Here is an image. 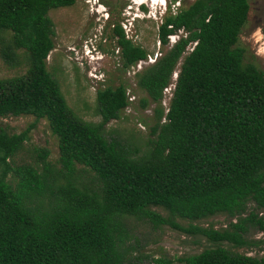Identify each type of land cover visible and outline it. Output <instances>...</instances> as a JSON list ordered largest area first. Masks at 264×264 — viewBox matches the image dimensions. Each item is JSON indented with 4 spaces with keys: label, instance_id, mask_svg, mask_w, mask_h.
Instances as JSON below:
<instances>
[{
    "label": "trees",
    "instance_id": "1",
    "mask_svg": "<svg viewBox=\"0 0 264 264\" xmlns=\"http://www.w3.org/2000/svg\"><path fill=\"white\" fill-rule=\"evenodd\" d=\"M172 1L180 8L159 28L166 49L135 74L148 97L141 107L156 105L151 135L140 145L107 134L131 104L125 83L98 90L102 120L91 123L70 107L48 68L56 48L50 11L77 0H0V55L8 67L26 66L0 78V118H35L21 133L0 127V264H134L131 218L213 243L152 264H264L236 250L253 245L252 229L264 234V71L240 46L250 1ZM115 33L125 71L149 60L123 26ZM177 70L165 113L161 101ZM41 120L58 139L59 158L53 163L42 148L32 161L17 162ZM216 216L230 218L228 227L176 221Z\"/></svg>",
    "mask_w": 264,
    "mask_h": 264
},
{
    "label": "rangeland",
    "instance_id": "2",
    "mask_svg": "<svg viewBox=\"0 0 264 264\" xmlns=\"http://www.w3.org/2000/svg\"><path fill=\"white\" fill-rule=\"evenodd\" d=\"M251 17L240 37V46L246 50V61L254 63L264 71V0H249ZM194 0H183L182 5L189 7ZM180 3L172 0H151L140 3L134 0H77L69 8L50 11L56 28V48L48 57V68L58 79L70 107L85 121L99 123L102 117L97 107V92L108 86L125 83L129 88L131 104L121 113L119 120L108 124V135L123 138L135 144L145 145L154 124L155 104L141 107V100L148 98L136 85L135 74L153 64L166 48L159 39V28L168 14L176 13ZM123 26L126 34L136 44L144 47L150 54L147 62L125 71L122 65L121 48L115 26ZM172 36L171 45L179 39ZM191 49V48H190ZM26 66L8 67L0 55V78L7 79L25 72ZM164 91L161 101L165 113L173 96L174 84ZM174 83V84H173ZM35 121L32 116L0 118V127L11 133H21ZM27 142V152L21 153L16 161H32L35 149L47 148L50 160L55 163L59 158L58 139L46 120H41L31 132ZM167 217V213L159 210ZM184 228L190 224L216 230L227 228L230 218L216 216L199 222L176 219ZM236 221V220H234ZM131 235L129 243L133 247L134 264H152L153 258L166 256L176 258L195 255L213 243L205 237L188 234L170 226L156 227L147 221L129 219ZM249 240L253 245L236 249L253 257H264V234L252 229Z\"/></svg>",
    "mask_w": 264,
    "mask_h": 264
},
{
    "label": "bare ground",
    "instance_id": "3",
    "mask_svg": "<svg viewBox=\"0 0 264 264\" xmlns=\"http://www.w3.org/2000/svg\"><path fill=\"white\" fill-rule=\"evenodd\" d=\"M134 1L138 2V3H140L142 1L143 3H145V2H150L151 0H134ZM154 1H156V0H154Z\"/></svg>",
    "mask_w": 264,
    "mask_h": 264
},
{
    "label": "built area",
    "instance_id": "4",
    "mask_svg": "<svg viewBox=\"0 0 264 264\" xmlns=\"http://www.w3.org/2000/svg\"><path fill=\"white\" fill-rule=\"evenodd\" d=\"M174 37V36H173Z\"/></svg>",
    "mask_w": 264,
    "mask_h": 264
}]
</instances>
